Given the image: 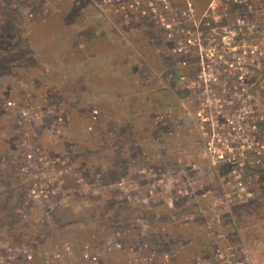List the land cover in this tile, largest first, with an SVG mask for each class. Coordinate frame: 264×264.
Masks as SVG:
<instances>
[{
  "label": "rangeland",
  "instance_id": "1",
  "mask_svg": "<svg viewBox=\"0 0 264 264\" xmlns=\"http://www.w3.org/2000/svg\"><path fill=\"white\" fill-rule=\"evenodd\" d=\"M72 6L80 7L81 14L85 15L80 20L85 22L82 26L77 22L79 16L57 23L61 9L58 0H0V264H43L46 249L42 242L55 239L63 251V261L48 264H158L167 253L172 255L174 264H189L193 259V263L198 258L211 259L218 246L232 247L219 238L226 230L224 222L238 225L248 249L247 261L237 234L230 236L235 245L231 251L236 254L237 262L264 264V196H256V191L251 201H241L236 196L230 201L220 196L222 189L218 183L215 193L213 180L207 174L201 176L203 189L192 185L195 194L201 195L191 198L177 195L179 188L172 185L173 181L168 184L151 181L150 173L158 172L164 163L171 164L167 167L178 172L180 163L175 162L200 153L202 145L195 135L197 130L183 115L186 114L183 99L188 102L191 96L180 77L188 75L191 69L179 66L167 54V48L163 50V57L156 56L157 51L150 59L139 48L141 42L150 48L151 42L163 39L155 24L124 25L129 31L126 33L119 22L122 18L112 10L104 18L96 17L97 9L90 0H75ZM70 10L73 9L70 7ZM229 10L235 13L236 6L231 4ZM37 15L55 16L51 22L57 24L48 25L49 30L42 33L40 43L28 46L31 53L22 52L27 46L23 28L32 31L31 21ZM91 26L95 27L98 37L86 40L93 29ZM85 27L91 29L81 34ZM75 30L82 39L70 37L75 35ZM138 52L144 56L137 55ZM33 65L46 66L48 71H33ZM234 68L238 71L239 65ZM96 75H100V84L114 85L118 92L125 88L126 101L136 98L141 89L142 104L124 106L120 102L124 94H115L112 90L103 93L102 86L97 85L98 79L91 81ZM181 90L185 91L180 98ZM9 100L22 110H31L33 117H23L20 111L14 113L13 106L7 105ZM130 107L140 112L135 121L137 112ZM172 110L174 113H169ZM62 119L67 130L60 142L70 138L74 148L70 150L71 155L82 164V169L91 165L94 172H100L96 177L104 185L93 182L101 193L99 196L92 195L88 188L75 187L77 184L69 174L67 184L57 187L55 169L33 167L43 154L46 158L48 154L58 153L51 131ZM178 123L185 127L179 129ZM177 132L180 133L177 135ZM28 139L33 143L31 148L26 146ZM24 146L37 155L28 158ZM198 159L206 160L203 153ZM123 160L129 161L125 165ZM116 161L122 165L117 166ZM42 172L48 174L47 179ZM35 174L40 176L39 181L34 179ZM169 176L172 180L176 177L172 173ZM221 181L224 192L232 189L229 176ZM54 183L56 187H52ZM116 183L129 187L123 196H114V191L107 187ZM188 186V183L182 185V191ZM34 196H44L45 209L33 211ZM145 196L151 207L141 203ZM171 199L183 210L179 220L187 217L188 222L183 219L187 226L159 232L157 229L165 218L166 224L177 218H172L168 206ZM123 210H126L124 215ZM107 211H110V220L105 217ZM151 212L161 216L148 218ZM154 219L157 226L152 221L149 224ZM144 225L156 227L143 233ZM22 248L32 254V259L25 256ZM149 256L154 257L148 260Z\"/></svg>",
  "mask_w": 264,
  "mask_h": 264
},
{
  "label": "built area",
  "instance_id": "2",
  "mask_svg": "<svg viewBox=\"0 0 264 264\" xmlns=\"http://www.w3.org/2000/svg\"><path fill=\"white\" fill-rule=\"evenodd\" d=\"M90 1L97 9L96 17L107 18L108 10H112L130 25L161 23L163 41L170 43L167 51L175 56L173 58L179 66L191 69L188 75L180 77L185 81L184 87L191 96L188 102L183 99V108L186 111L183 115L187 116L188 124L193 125L197 130L196 134L202 145L200 153L196 157L189 154V157L178 158L179 160L175 162V164L180 163L178 172L175 169L171 171L172 167H163L158 172H151V181L154 184L157 181L165 184L173 181L172 185L176 184L179 188L177 195L192 197L197 196L196 189L192 185H197L202 181L201 176L211 171L209 178L216 179V183L220 184L222 189L220 196H226L230 201H233L232 196H236L241 201L249 200L255 196L257 189H264V41L256 35V23L245 17H237L230 21L228 5L222 0L211 2L199 16L190 0L185 3L186 7L181 8L175 0ZM179 1L183 2V0L177 2ZM206 12L208 14L203 17L202 14ZM177 20L181 23H177ZM236 65H239L238 71L234 68ZM8 105L13 106L14 113L20 111L23 117H33L30 115L31 110L29 112L20 109L12 100ZM169 113H174V110ZM60 121L61 123L56 124L54 126L56 128L51 132L53 141L62 146L65 141L62 139L60 142V140L64 138L65 133L60 128L63 119ZM178 124L179 128L183 126L181 123ZM179 133L177 132V135ZM30 141L28 139L26 142L29 148L33 146ZM28 151V158L36 154L31 149ZM202 153L206 158L205 161L198 159ZM66 154L58 156L54 161L41 156L43 158L37 159L33 167H53L56 161L58 162ZM186 159L190 162H185ZM223 169L228 172L229 185L232 186V189L227 191L225 188L226 192L221 181L224 180L221 174ZM61 170L60 173L67 171L63 168ZM171 173L176 175L173 180L169 176ZM42 175L48 177L46 173L42 172ZM35 177L40 176L36 174ZM79 183L82 190L88 188L92 195H99L98 188L90 185L86 179H80ZM186 183L189 186L183 188L186 191H182L181 187ZM108 188L123 196L129 187L116 183L109 185ZM41 198L42 196H35L39 201ZM129 199L130 197L127 196L126 200ZM145 199L146 196L141 203L149 204ZM174 204L173 199L168 202L172 214ZM149 214L161 216L158 212ZM144 228L148 227L144 226ZM157 230L169 231L167 227ZM219 235L224 243V234ZM239 245L248 257V249L244 242L241 241ZM232 247L218 246L211 259L198 258L194 263L193 259L189 264H242V261L237 262L235 259L236 254L231 251ZM153 257L149 256L147 259L152 260ZM158 264H174L172 255L165 254Z\"/></svg>",
  "mask_w": 264,
  "mask_h": 264
},
{
  "label": "clouds",
  "instance_id": "3",
  "mask_svg": "<svg viewBox=\"0 0 264 264\" xmlns=\"http://www.w3.org/2000/svg\"><path fill=\"white\" fill-rule=\"evenodd\" d=\"M175 1H176V3H177V5H178L179 8H181L183 6L186 7L185 6V3L187 2V0H183L182 3H181V1L177 2L178 0H175ZM190 1L193 3V5L195 7V10L197 12V15L199 16L203 11H205L207 9V7L209 6V4L211 2H213L214 0H190ZM196 1L199 2V5L198 6H201V10L200 11L198 10V6H196ZM222 1H223L224 4H227L228 5V8H230V5L231 4H233V5L236 6L235 13H232L229 10L228 19L230 21L235 20L237 17H245L246 19L250 20L252 23H256V25H257V28H256L257 33H256V35L258 37H260V39H262L264 41V0H222ZM242 10L245 11V13H240ZM219 12H220V10H219ZM149 24L153 25V23H143L142 26L145 27V26H148ZM166 52H168V51L166 50ZM167 54L171 58H173L169 52ZM137 55H139L141 57L144 56L143 53H142V55H143L142 56L139 52H138ZM9 101H11V100H9ZM8 102H7V105H8ZM179 115H180V113L177 115V118H178ZM186 117L187 116L184 115V118H186ZM183 127H185V126H183ZM60 128L66 134L67 126H66V121L65 120L62 123V126ZM195 135H197V134L195 133ZM64 137H65V135H64ZM64 141H65L64 142V145H62V146L61 145H58L56 143L53 144L55 147H57L59 149L58 150V153L56 155H53V154H48L47 155L48 159L54 161V160H56L58 158V156H62L64 153H67L65 155V157H62V159L58 160V162L56 161V163L54 164V166L51 167V168H53V169H55L57 171V175H56L57 187H61V186H64L63 184H65V185L67 184V182L69 181L68 178L66 179V175L67 174H69V176H71V177L74 178V180H75V182L77 184L75 187H78V188L80 187V183H79V180L80 179H86L90 185L96 186V184L93 183V182H96V183L100 184L99 181H103V180L98 179L96 177V176H100V174H99L100 172H98V171L97 172H94L93 171L94 169L91 167V165L88 166V167L84 166L83 167L84 170H83L82 169V166H81L82 164L77 163L76 160H75L76 158H73L72 155H71V151L70 150H74V148L72 147L71 139L70 138L69 139H65ZM32 145H33V143H32ZM26 146H27V144H26ZM25 150H26L25 155H28V152H29L28 149L26 148ZM36 155L37 154H35L34 156H36ZM43 156H44V154H43ZM66 157H68V158H66ZM62 168L63 169H66L67 171L66 172H63V173H60L62 171L61 170ZM34 172H37V171H34ZM79 174H81V177H80ZM91 174H93V176H91ZM207 175H209V172L207 173ZM227 176H229V175H225L222 178L226 179ZM39 178H36L35 177L34 179H36L37 181H39L38 180ZM60 178H61V180H60ZM46 179H47V177H46ZM58 179L60 180V182L58 181ZM229 179H230V177H229ZM212 180H213L212 185L214 186L212 189H215V191H216L215 193H217L218 192L216 190L217 189V187H216L217 180L216 179H212ZM100 185H104V184H100ZM202 185L203 184L200 181L196 185V187L199 188V189L200 188L203 189L205 186L201 187ZM52 187H56V184L54 183L52 185ZM260 189H263V188H260ZM260 189H257L256 191H258ZM112 191H114V190H112ZM49 193H48V197L49 198L46 199L47 202H49L50 201V198H51V196H49ZM115 193H116L115 191L112 192V194H114V196H115ZM100 194L101 193L99 191V195ZM205 194H206V192H204L203 195H205ZM99 195H95V196H99ZM198 195H201V193L198 194ZM190 198H188L187 200H189ZM253 199H254V196H252L249 200L251 201ZM32 201L34 202V205H33L34 206V209H33V211L38 210V209H41L42 210V209H45L46 208L45 205H44V203H45L44 196H42L41 201H39V200H37L35 198ZM174 206L175 207L172 210L173 217H177V218L171 219L170 223H168V224H166V221L168 219L165 218L164 219L165 222H162L161 223L160 228L161 227H167L169 229V231H171L175 227V225L176 226H180V228L187 226V224H184L183 223V219L185 218L187 220V217H184V218H182V220H179L180 215L177 213L178 206H177L176 203L174 204ZM185 219H184V221H185ZM154 221H155L154 224L157 226V222H156L155 219H154ZM181 222H182V224H181ZM187 222H188V220H187ZM224 224L226 226V230L224 232L225 234L223 233L224 234V241L229 242L231 246H235L234 245V241L231 240L228 237V235L226 234L227 230L228 229H231L233 232H235L237 234V236L239 237V240L241 242L242 241V238H241V229H239L238 225L235 222H232V223H226V222H224ZM156 226H153V228L155 229ZM209 227H212V226L209 225ZM169 231H167V232H169ZM223 246H224V248L225 247H229V245H227V244H224ZM22 250L25 252V256H27L28 259L32 256V254H30L27 250H24V248H22ZM248 259L249 258L246 256V260L247 261H248ZM243 263H244V261L242 260V264Z\"/></svg>",
  "mask_w": 264,
  "mask_h": 264
},
{
  "label": "trees",
  "instance_id": "4",
  "mask_svg": "<svg viewBox=\"0 0 264 264\" xmlns=\"http://www.w3.org/2000/svg\"><path fill=\"white\" fill-rule=\"evenodd\" d=\"M16 1V0H15ZM59 1V3L61 4V9L59 10V12L57 13V15H58V22L57 23H63V22H65L66 20H68L69 18H72V17H77V16H79L80 17V19L79 20H77V22L79 23V24H82V22H80V20H82V18H84V16L85 15H83L82 17H81V10H79V9H77V8H74L73 6H72V4H73V1H75V0H58ZM199 5V2H197L196 1V6H198ZM70 7L73 9V10H70ZM198 10L200 11L201 10V6H198ZM40 11V8L38 9V12ZM34 15H36V14H33V15H31V16H34ZM55 16H53V17H51V18H49V16L48 17H42V18H40L38 15H37V17L36 18H33V20L31 21V25H32V31H27V29L26 28H23V30L25 31V33H26V41H27V46H25L23 49H22V52L24 51V50H26V51H29V53H31L30 52V49L28 48V46L30 45V47L31 46H34L36 43H37V41H41L42 40V38L41 37H43L44 35L42 34V33H45L46 31H48L49 30V26L48 25H51V24H57V23H52L51 21H52V19L54 18ZM59 17L61 18V19H59ZM31 18V17H30ZM29 18V19H30ZM29 19H28V22H29ZM72 23H73V21H72ZM71 23V24H72ZM84 23V22H83ZM74 24V23H73ZM78 24V25H79ZM158 26H160V25H158ZM91 28H93L92 30H90L89 31V35H88V37H86V39L87 40H90V39H95V38H97L98 36H97V34H96V29H94L95 27H93V26H91ZM90 27L89 28H87V27H85V28H83L82 30H81V34H82V32H84V33H86V31L87 30H89V29H91ZM50 32V31H49ZM48 32V33H49ZM75 33V35H71L70 37H73L74 39H76L77 41L80 39V37H81V34H80V32L78 33L76 30L74 31ZM84 33H83V35H84ZM80 34V35H79ZM97 36V37H96ZM137 38H139V39H143V38H140V37H137ZM145 39H148V38H145ZM149 40V39H148ZM51 42V41H50ZM151 42V41H150ZM152 43V42H151ZM73 46H74V44H73ZM143 52H144V54L145 53H147V57H148V59H150V55H154V52H152L150 49H149V47H145L144 45H143V43L141 42V44H140V47H139ZM73 49H75L74 47H73ZM161 56V57H163L162 55H161V53L160 54H157L156 53V56ZM31 58V57H30ZM33 67V71H38L39 72V70L41 69L42 70V73H46L47 71H48V68L46 67V66H43V65H37V66H35V65H33L32 66ZM103 73H105V74H107L106 72H103ZM108 74L109 75H111V73H109L108 72ZM107 74V76H109ZM102 76V75H101ZM93 79H100V75H96L95 76V78H92L91 79V81L93 80ZM102 79V78H101ZM97 81V80H96ZM178 114L180 113V109H178L177 111H176ZM145 146L144 145H142V148H144ZM155 149H157V147H154ZM161 151H163V148L161 149ZM129 161V160H128ZM128 161H125V160H123V161H121L122 163H125V165H126V163L128 162ZM116 164H117V166H120V165H122V164H120V162H118V161H116ZM115 164V165H116ZM221 174L223 175V176H225V175H228V172L226 171V170H221ZM115 181V180H114ZM111 182H113V181H111ZM110 182V183H111ZM190 200V199H189ZM263 204H264V201L262 202ZM179 209V208H178Z\"/></svg>",
  "mask_w": 264,
  "mask_h": 264
},
{
  "label": "crops",
  "instance_id": "5",
  "mask_svg": "<svg viewBox=\"0 0 264 264\" xmlns=\"http://www.w3.org/2000/svg\"><path fill=\"white\" fill-rule=\"evenodd\" d=\"M77 3V2H76ZM19 8H23V6H21V7H19ZM50 8V7H49ZM79 9H80V7H79ZM86 9H87V7H86ZM91 11V10H90ZM81 15V17L83 16L82 14H80ZM81 22V21H80ZM86 22H88V21H86ZM83 23V22H82ZM85 23V22H84ZM79 26H82L81 24H79ZM86 37H88L87 35H86ZM86 37H85V39H86ZM49 38V37H48ZM89 38V37H88ZM50 39V38H49ZM80 39H82V36L80 37ZM84 39V38H83ZM87 40V39H86ZM42 41V40H41ZM41 41H37V43H40ZM104 72V71H103ZM106 72V71H105ZM97 85L98 86H102L101 88H103L104 89V91H103V93H107V91L108 90H112L113 91V93H115V94H120V93H122V94H124L123 96H122V101L120 100V102H122L123 104H124V106H127L128 105V107L133 103H137V102H140V104H142V100H141V98H142V95H141V89H140V87H139V89H140V92L139 93H137V96H136V98L134 97V98H132V99H130V100H128V101H126V98L128 97V94H127V92L125 93V88H122L123 90H122V92H118L117 91V88L116 87H113L114 85H111V84H107V83H104V84H100V79L98 80V83H97ZM110 88V89H109ZM102 93V94H103ZM101 96V95H100ZM100 96H98V97H95V99L97 100V98H99ZM119 100H116L115 102H118ZM145 106L146 107H149V104H147V103H145ZM131 109H133L134 111H136L137 112V114H135L134 115V117H133V119H134V121H135V119L138 117L139 118V116H140V112L138 111V110H135L133 107H130ZM137 118V119H138ZM159 146V145H158ZM157 146V147H158ZM165 165L163 166V167H167V166H169V165H171V164H168V163H164ZM172 166V165H171ZM91 176H93V174H91ZM256 196H264V189H262V190H258L257 191V195ZM52 204L53 203H51V206H50V208H52ZM188 203H187V201H186V205H187ZM185 209V208H184ZM125 211L126 210H123V212H122V215H124V213H125ZM183 210L182 209H178L177 208V213L178 214H180L181 212H182ZM127 213V212H126ZM105 215V214H104ZM107 215V216H106ZM106 215H105V217L108 219V220H110L111 219V215H110V211H107V213H106ZM150 216H152L151 214H149V216H148V218L150 217ZM105 217H104V219H105ZM152 221V223H155V221L154 220H149V224H150V222ZM163 222H165V220L163 221ZM144 226H147V225H144ZM147 227H149V226H147ZM175 228H177V229H179V227L178 226H176L175 225ZM144 228H142V230H143ZM235 232H233L231 229H228L227 230V232H226V234L228 235V237L230 238V236L231 235H233ZM231 240H232V238H230ZM42 241V240H41ZM42 245H44L45 246V249H46V251L44 252V258H42V260H41V262L43 263V264H48L49 262H52V261H54V260H60V261H63V256H62V254H63V251L61 250V246L58 244V240L57 239H55V240H47V242L46 241H44V242H42ZM34 246L32 245V248H33ZM52 250V251H51ZM60 252V253H59ZM29 259H32V256L29 258Z\"/></svg>",
  "mask_w": 264,
  "mask_h": 264
},
{
  "label": "flooded vegetation",
  "instance_id": "6",
  "mask_svg": "<svg viewBox=\"0 0 264 264\" xmlns=\"http://www.w3.org/2000/svg\"><path fill=\"white\" fill-rule=\"evenodd\" d=\"M119 22H121V24H123V26L125 25L126 27H128V25H130L129 23H126L125 21H119ZM116 21L114 22L113 21V24L114 25H116ZM154 25V24H153ZM160 25H161V23H160ZM124 26V27H125ZM125 27V32L126 33H129V31H128V29ZM161 32V31H160ZM167 44L166 45H164L163 44V40H160L159 42H152L151 44H150V50L152 51V52H154V53H156L157 51L159 52V53H157V54H160L161 53V55H164V53H163V50L165 49L166 50V48H167ZM177 86L179 85V84H176ZM180 87H182V85L180 86ZM184 88L182 87V90H183ZM181 90V94H180V98L182 97V95H183V92L185 91H182ZM175 96H178L177 94L175 95ZM115 196H119L117 193H115ZM152 228V231H153V226H150V227H148V228H144L143 230H142V232L144 233H148V232H150V229ZM215 249H217V247L215 248Z\"/></svg>",
  "mask_w": 264,
  "mask_h": 264
},
{
  "label": "bare ground",
  "instance_id": "7",
  "mask_svg": "<svg viewBox=\"0 0 264 264\" xmlns=\"http://www.w3.org/2000/svg\"><path fill=\"white\" fill-rule=\"evenodd\" d=\"M158 25H160V24H157V25H155L154 27H157V28H159L160 29V31H161V28L163 27V25H160V26H158ZM166 44H168L167 42H166ZM165 44V45H166Z\"/></svg>",
  "mask_w": 264,
  "mask_h": 264
}]
</instances>
